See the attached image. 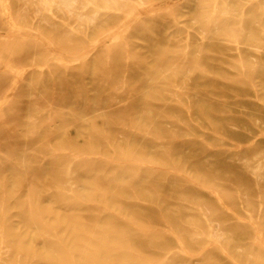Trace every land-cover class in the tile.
I'll list each match as a JSON object with an SVG mask.
<instances>
[{"label":"rangeland","instance_id":"rangeland-1","mask_svg":"<svg viewBox=\"0 0 264 264\" xmlns=\"http://www.w3.org/2000/svg\"><path fill=\"white\" fill-rule=\"evenodd\" d=\"M0 1V32L15 35L5 8L17 25L41 28L62 55L83 51L66 48L72 36L60 7ZM140 1L150 10L119 0L123 17H143L115 41L105 36L119 21L99 32L70 21L103 40L84 62L41 70L34 64L43 48L0 43V101L17 83L0 108V241L9 239L0 251L13 250L4 264H150L175 241L145 240L135 228L164 220L194 254L168 264H264V0H241L242 29L234 19L211 23L215 0ZM231 31L239 46L228 41ZM200 200L212 210L208 222Z\"/></svg>","mask_w":264,"mask_h":264},{"label":"bare ground","instance_id":"bare-ground-1","mask_svg":"<svg viewBox=\"0 0 264 264\" xmlns=\"http://www.w3.org/2000/svg\"><path fill=\"white\" fill-rule=\"evenodd\" d=\"M6 1V0H5ZM132 1H134V4L135 5H137V6H139V10H140V6L141 7H144L143 9L147 12V11H149L148 9H147V7H145V6H149V5H145L144 6V3L142 2V1H137V2H135V0H132ZM206 3L208 2H210V0H204ZM253 0H245V3H250V2H252ZM1 2V1H0ZM7 2H9V1H7ZM119 0H42L41 1V4H42V6H43V10L44 11H46V12H52V10H53V8L55 7V6H58V7H60V9H62L63 10V12L67 15V18L66 19H64V25H63V30L64 31H66V32H68V34L70 35V36H72V38L70 37V39H67V41H66V48H68V49H82L83 51L82 52H80V53H78V54H75V55H67L66 54V56H64V55H62L61 53H60V51H59V49H58V45H57V43H55V41L53 40V38H51V37H49L48 35H46L44 32H43V30H41V28L40 29H30V28H26V27H21V26H19V25H17V23H16V21H15V18L14 17H12L11 15H10V13L5 9V8H3L4 9V13H6V15H7V17H5L6 19H7V22H8V24L10 25V26H12V27H14L16 30H15V35L14 36H9L7 33H5V31L4 32H0V43L1 44H10L11 42H16V43H18V44H27L28 46H31V47H33L34 49H39V48H43L42 50H44L45 51V57L43 58V60H41L40 62H37V63H35L34 65L35 66H37L38 68H40L41 70H44V69H47V68H51L50 66H51V64H62V62L65 60V59H67L68 61H70V62H75V61H78V60H83L84 58H85V60H83V62L84 61H86V58L88 57V56H90V55H92V54H94L96 51H97V49L101 46V43L103 42V40H100V39H98L97 37H94V38H92L91 36H89L88 35V33H86V32H84V30H80V29H78V28H76V26H75V24H73L72 22H70L71 20H73L74 22H76V20H79V21H84L85 22V26H86V29L87 28H91V29H93V30H95V32L97 31V32H99L98 30H99V28H101V24L104 22V21H106V20H112V21H114V22H116V21H119V24H121V26H119L118 28V30H113V29H109L108 30V35H106V34H104V36H105V38L106 39H110L111 41H115L116 39H119L120 37H119V35L122 33V32H124L125 33V31L127 32V30H129L132 26H133V24L136 22V21H138L139 20V18L142 16V14L140 15V13H138V14H128V16L127 17H123L122 15H121V13H120V11H123V9L122 8H120V5H119ZM179 3V2H178ZM235 3H236V5H231V4H229V3H227V2H225L224 0H215V3H214V5H213V9H212V13H213V15H212V18H211V23L213 24V25H217L218 24V22H220V21H225V20H236V26L237 27H235V28H238V29H242V16H243V12L241 11V9H240V5H241V0H236L235 1ZM3 4V3H2ZM151 4V3H150ZM172 6V5H171ZM2 7V6H1ZM167 8V7H166ZM138 10V9H137ZM136 10V11H137ZM141 10H142V8H141ZM169 11V10H168ZM134 12V11H133ZM3 13V12H2ZM153 13V12H152ZM167 13V12H166ZM173 13V12H172ZM147 14V13H146ZM3 15H5V14H3ZM144 15V14H143ZM148 15H150L149 13H148ZM152 15V14H151ZM174 16V15H173ZM143 17V16H142ZM141 17V18H142ZM176 20V19H175ZM171 21V20H170ZM178 24V23H177ZM93 27V28H92ZM116 29V28H115ZM239 32V31H238ZM123 33V34H124ZM126 34V33H125ZM189 34V33H188ZM176 35V34H175ZM121 36V35H120ZM229 36V39H228V41H230V42H233L236 46L238 45L239 46V44H240V34L239 33H234V32H230V34L228 35ZM16 37H19V39H16ZM74 37V38H73ZM119 37V38H118ZM184 38V37H183ZM207 38H209V37H207V35H205V34H202V38H201V40L202 41H204V40H206ZM124 40V39H123ZM188 40H189V37H188ZM107 41V40H106ZM105 41V42H106ZM118 41V40H117ZM109 43V42H108ZM111 44V43H110ZM233 44V45H234ZM183 49V48H182ZM188 49V48H187ZM189 50V49H188ZM258 51H260V50H258ZM262 51V50H261ZM35 53H38L39 51L38 50H35L34 51ZM63 53H65V52H63ZM128 55H129V53H127ZM129 58V57H128ZM185 60V59H184ZM79 61V62H80ZM185 61H183V59H181L180 61H178V63H180L181 65H182V63H184ZM86 63V62H85ZM178 63H177V65H178ZM241 63H242V61H241ZM75 64V63H74ZM70 64L68 63V66H69ZM37 67H34V68H37ZM25 69V68H24ZM29 69V68H28ZM33 69V68H32ZM244 69V68H243ZM49 71H50V69H49ZM128 71V70H127ZM20 72V71H19ZM25 72V71H24ZM23 72V73H24ZM18 74V73H17ZM127 74V73H126ZM175 75V74H174ZM18 76V75H17ZM18 80V79H17ZM15 82V81H14ZM17 82V81H16ZM17 84V83H16ZM16 84L14 83L13 84V87H11V88H9V89H7V90H5V92H4V98H3V100L2 101H0V108L3 106V104L4 103H8L7 101L10 99V95L12 94V92H14V90H15V88H16ZM55 89V88H54ZM239 89V88H238ZM227 92V91H226ZM223 92H221V94H222ZM247 94H248V92H247ZM176 96V95H175ZM231 96V95H230ZM242 96H244V95H242ZM245 97H246V95H245ZM222 98H223V96H222ZM233 98V97H232ZM235 98V97H234ZM242 100V99H241ZM237 100H235V102H236ZM249 103H250V101H249ZM248 103V104H249ZM253 103H255V102H253ZM257 103V102H256ZM259 103V102H258ZM247 104V105H248ZM5 105V104H4ZM258 105H260V104H258ZM237 106V105H236ZM253 106H254V104H253ZM255 106H256V104H255ZM254 106V107H255ZM263 105H261V107H262ZM241 107L243 108V106L241 105ZM250 107H251V105H250ZM185 108V107H184ZM259 108V107H258ZM35 109V108H34ZM237 109V108H236ZM253 109H255V108H253ZM260 109V108H259ZM142 110V109H141ZM140 110V111H141ZM258 109H256V111H257ZM191 111V110H190ZM239 111V110H238ZM241 111V110H240ZM261 112V111H260ZM245 113V112H244ZM249 113V112H248ZM251 113H253V112H251ZM251 115V114H250ZM260 116H262V115H260ZM230 117V116H229ZM229 117H227V118H229ZM237 117V116H236ZM235 117V118H236ZM234 118V119H235ZM239 118V117H238ZM240 118H242V117H240ZM243 118H245V117H243ZM242 118V119H243ZM223 119H225V118H223ZM252 119V118H251ZM240 120V119H239ZM31 121V120H30ZM145 121V120H144ZM231 121V120H230ZM243 121V120H242ZM245 121V120H244ZM248 121V120H247ZM233 122H235V121H233ZM232 123V122H231ZM225 124V123H224ZM229 124V123H228ZM228 124H227V126H228ZM230 125V124H229ZM250 125H251V123H250ZM51 126V125H50ZM235 126V125H234ZM242 126V125H241ZM262 126V125H261ZM229 127V126H228ZM53 128V127H52ZM225 128H227V127H225ZM245 128V127H244ZM253 128V127H252ZM233 129V128H232ZM248 129V128H247ZM220 130V129H219ZM225 130V129H224ZM223 130V131H224ZM227 130H228V128H227ZM230 130V129H229ZM228 130V131H229ZM238 130V129H237ZM245 130H246V128H245ZM263 130V129H262ZM71 131V130H70ZM235 131V130H234ZM233 131V132H234ZM259 131V130H258ZM20 132H22V131H20ZM219 132H221V131H219ZM224 132H226V130L224 131ZM223 132V133H224ZM231 132V131H230ZM232 132V133H233ZM242 132V131H241ZM73 133V132H72ZM235 133H237V132H234L233 134L234 135H236ZM260 133V132H259ZM262 133V132H261ZM69 134V133H68ZM221 134V133H220ZM232 134V135H233ZM241 134V133H240ZM31 135V134H30ZM33 135V134H32ZM224 135H226V134H224ZM239 135V134H238ZM254 135V134H253ZM262 135H263V133H262ZM68 136V135H67ZM67 136H66V138H67ZM236 137H238L237 135H236ZM241 137H242V135H241ZM233 139L235 138V136L234 137H232ZM258 138H260V137H258ZM245 139V138H244ZM247 139V138H246ZM246 139L244 140V142L246 141ZM238 140V139H237ZM243 140V139H242ZM215 143V142H214ZM230 144V143H229ZM231 144H232V142H231ZM255 144V143H254ZM234 146V145H233ZM249 146H251V145H249ZM240 147H242L241 145H240ZM246 147V146H245ZM222 148V147H221ZM235 149V148H234ZM241 149V148H240ZM252 149V148H251ZM236 150V149H235ZM202 151V150H201ZM201 151H200V153H201ZM199 153V152H198ZM71 154V153H70ZM217 154H215V156H216ZM217 156H219L220 157V155H217ZM227 156H228V154H227ZM78 157V156H77ZM85 157H87V156H85ZM91 157V156H90ZM92 157H94V156H92ZM80 157H78L77 159H79ZM102 158V157H101ZM226 158V157H225ZM76 161V160H75ZM109 161H112V160H109ZM222 161H223V159H222ZM115 162V161H114ZM206 162V161H205ZM225 162H226V160H225ZM116 163V162H115ZM130 163V162H129ZM139 163H140V161H139ZM138 163V164H139ZM200 163V162H199ZM203 163V162H202ZM143 164V163H142ZM206 164V163H205ZM140 165V164H139ZM148 165V164H147ZM192 165H193V163H192ZM197 165V164H196ZM144 166V165H143ZM152 167V166H151ZM236 167V166H235ZM258 167H260V166H258ZM153 168H154V166H153ZM213 168V167H212ZM242 168V167H241ZM70 169H71V167H70ZM158 169H160V168H158ZM166 169V168H165ZM243 169V168H242ZM248 169H250V168H248ZM259 169V168H258ZM252 170V169H251ZM71 171V170H70ZM170 171V170H169ZM256 171V170H255ZM254 171V172H255ZM125 172V171H124ZM132 172V171H131ZM172 172V171H171ZM67 174H68V172H67ZM177 174V173H176ZM74 175V174H73ZM179 175V174H178ZM70 176H72V175H70ZM69 176V177H70ZM185 176V175H184ZM187 179H188V177L187 176H185ZM46 178V177H45ZM190 180V179H189ZM192 180V179H191ZM69 181V180H68ZM0 184H3V183H0ZM194 184H196V183H194ZM62 185V184H61ZM193 185H190V187L191 188H193L192 187ZM195 189H198L196 186L194 187ZM203 188H205V187H203ZM61 189V188H60ZM4 190V189H3ZM198 190H200V188L198 189ZM206 190H208L209 191V189H206ZM201 191V190H200ZM218 192H215V193H213V192H209V193H207L212 199H214L215 201H216V204H218L222 209H224V210H226V211H228L229 212V210H231V209H229L228 208V206H227V204H226V202L224 201V199H223V197H221L219 194H217ZM26 194V193H25ZM72 194V193H71ZM207 195V196H208ZM25 197V196H24ZM22 198H23V196H22ZM50 198V197H49ZM24 199V198H23ZM4 201H5V199H4ZM3 201V202H4ZM2 202V203H3ZM84 203V202H83ZM2 205V204H1ZM4 205H5V203H4ZM42 205V204H41ZM128 205V204H127ZM195 205L197 206V208L198 209H200V211L202 212V215L205 217V219L207 220V222L210 220L209 219V217H210V215L212 214V210L211 209H209V208H206L205 210L203 209L204 207H203V201H198V202H195ZM7 206V205H6ZM2 207H4L3 205H2ZM105 208H108V207H105ZM7 209V208H6ZM134 209V208H133ZM139 209V208H138ZM203 210V211H202ZM5 211V210H4ZM14 212V211H13ZM2 213H3V210H2ZM38 213H39V211H38ZM151 213H152V211H151ZM71 213H69V215H70ZM63 215H65V214H63ZM236 215V214H235ZM4 216V215H3ZM74 216H76V215H74ZM152 216L154 217V214H152ZM7 217H8V215H7ZM64 217V216H63ZM76 217H78V216H76ZM1 218V217H0ZM5 218V217H4ZM172 218V217H171ZM2 219V218H1ZM0 219V220H1ZM75 219H77V218H75ZM80 218H78V220H79ZM83 219V218H82ZM81 219V220H82ZM4 220H6V219H4ZM3 220V222H5ZM22 220V219H21ZM127 220V219H126ZM157 220V219H156ZM71 223L72 222H74L75 220H69ZM68 221V222H69ZM131 221V220H130ZM242 221V220H241ZM243 221H246L247 222V220H243ZM61 222V221H60ZM69 222V223H70ZM92 222V221H91ZM252 222V221H251ZM58 223V222H57ZM86 223V222H85ZM5 224V223H4ZM59 224V223H58ZM77 224H78V222H77ZM88 224V223H87ZM146 224H148V225H145V226H141V227H138V228H135V232H136V234H139L141 237H143V239H145V240H152V241H157V242H163V243H166V242H169V240H174L175 241V243L173 244V245H171V246H169L167 249H166V251L163 253V254H161V255H159V257H156V258H153L152 259V261H150L149 263L150 264H168V262H169V260L171 259V258H173V257H175V256H181V257H183V258H187V257H189V258H191V256L192 255H194L193 253H191V252H189L183 245H182V238H181V236L178 234V232L176 231V228L172 225V223H171V221L169 222V220H164V222L163 223H156V224H149V223H146ZM51 225H54L55 226V224H51ZM67 225H69V224H67ZM23 226H25V225H23ZM23 226H21V227H23ZM60 226V225H59ZM71 226V224L69 225V227ZM87 226V225H86ZM91 226V225H90ZM254 226H255V224H254ZM4 227H5V225H3V223L2 222H0V238H2L3 239V237L4 236H6V235H4V234H6L5 232H4ZM68 227V228H69ZM20 228V227H19ZM24 228V227H23ZM23 228H22V231H23ZM71 229H72V227H70ZM79 228V227H78ZM82 228V227H81ZM85 228V227H84ZM93 228V227H92ZM91 228V229H92ZM256 228H257V226H256ZM77 229V228H76ZM75 229V230H76ZM80 229V228H79ZM78 229V230H79ZM83 229V228H82ZM90 229V228H89ZM12 230H14V229H12ZM20 230H21V228H20ZM19 230V231H20ZM85 230H87V228L85 229ZM258 230V229H257ZM9 231V230H8ZM8 231H7V233H8ZM10 232V231H9ZM17 232V231H16ZM21 232V231H20ZM20 232H17V233H20ZM80 232H82V230L80 231ZM87 232H88V230H87ZM90 232H91V230H90ZM258 233V232H257ZM9 234V233H8ZM33 234H35V233H33ZM56 235H57V232L55 233ZM78 233H74V235H77ZM82 235H83V233H81ZM80 234V235H81ZM89 234H92V233H89ZM30 235V234H29ZM79 235V234H78ZM36 236V235H35ZM85 236V235H84ZM58 237V236H57ZM77 237V236H76ZM80 237V236H79ZM82 237V236H81ZM80 237V238H81ZM211 237V236H210ZM31 238V237H30ZM79 238V239H80ZM86 239L87 237H83V239ZM4 239H5V237H4ZM38 239V238H37ZM79 239H78V241H79ZM1 240V239H0ZM7 240H9V239H6V241ZM12 240H17V239H12ZM33 240V239H32ZM69 240V239H68ZM87 240V239H86ZM211 240H212V238H211ZM262 240V239H261ZM3 241H5V240H3ZM2 241V242H3ZM6 241L4 242V243H6ZM60 241V240H59ZM109 241V240H108ZM1 242V241H0ZM1 242V244H4V243H2ZM10 242V241H9ZM15 242V241H14ZM12 242H10V244H11ZM34 243V242H33ZM61 243V242H60ZM95 243V244H94ZM94 243H92V244H94L95 246L97 245V244H99L98 242H94ZM7 244V243H6ZM22 244V243H21ZM40 244V243H39ZM214 244H217V243H214ZM5 245V244H4ZM221 245V244H220ZM3 246V245H2ZM14 246V245H13ZM21 246V245H20ZM19 246V247H20ZM37 246V245H36ZM63 246V245H62ZM101 246H103L102 244H101ZM111 246V245H110ZM207 246V245H206ZM205 246V247H206ZM209 246H211V245H209ZM214 246H218V245H214ZM4 247V246H3ZM112 247V246H111ZM140 247V246H139ZM208 247V246H207ZM219 247H221V246H219ZM0 248H1V246H0ZM17 248V247H16ZM34 248H35V246H34ZM113 248H116V247H113ZM222 248V247H221ZM220 248V249H221ZM2 249V248H1ZM0 249V250H1ZM8 249V248H7ZM6 249V250H7ZM30 249V248H29ZM38 249V248H37ZM210 247H208L207 249L205 248V249H203V251L202 250H199V251H197V252H195V259H197V258H199V257H203V256H205L210 250ZM5 250V251H6ZM11 250V249H10ZM35 250H36V248H35ZM124 250V249H123ZM137 250V249H136ZM138 250H140V249H138ZM138 250H137V252H138ZM145 250V249H144ZM143 250V251H144ZM205 250V251H204ZM2 251H4V250H2ZM13 251V250H12ZM12 251H11V254L9 255L10 257H11V255H12ZM16 251V250H15ZM26 251V250H25ZM37 251V250H36ZM141 251H142V249H141ZM6 252H9L8 250L6 251ZM24 252V251H23ZM28 252V251H27ZM30 252V251H29ZM131 252V251H130ZM225 252V250L224 249H222V253H224ZM10 253V252H9ZM14 253H18V251L17 252H13V254ZM22 253V252H21ZM140 253V252H139ZM142 253V252H141ZM226 253V252H225ZM224 253V254H225ZM23 254H25V253H23ZM28 254V253H27ZM67 254V253H66ZM72 254V253H71ZM144 254V253H143ZM7 255V254H6ZM6 255H4V254H2L1 253V251H0V264H4V262H7V260H8V258H10L8 255V258H7V256ZM68 255V254H67ZM145 255L147 256V254H146V252H145ZM228 255V254H227ZM3 256H6V258H7V260L5 261L4 260V257ZM24 256V255H23ZM72 257V260L74 259L73 257V255H71ZM138 256V255H137ZM185 256V257H184ZM197 256V257H196ZM19 257V256H18ZM25 257V256H24ZM67 257V256H66ZM140 257V256H139ZM228 257H229V255H228ZM20 258H23V257H20ZM25 259V258H24ZM85 259V258H84ZM92 259V258H91ZM230 259H231V257H230ZM21 260H23V259H21ZM81 261H82V259H80ZM233 260V259H232ZM10 261V260H9ZM12 261V260H11ZM25 261H26V259H25ZM24 261V262H25ZM74 261V263L76 262L75 260H73ZM84 261V260H83ZM15 262V261H14ZM70 262V261H69ZM79 262V261H78ZM87 262V261H86ZM211 262H213V261H211ZM235 262V261H234ZM10 263V262H9ZM19 263V262H18ZM16 264V263H15ZM20 264V263H19ZM71 264H72V262H71Z\"/></svg>","mask_w":264,"mask_h":264}]
</instances>
